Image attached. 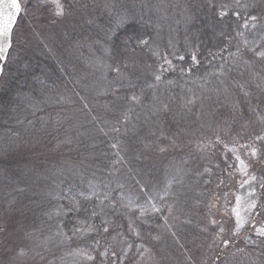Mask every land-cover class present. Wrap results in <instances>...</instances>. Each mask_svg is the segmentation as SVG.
I'll return each instance as SVG.
<instances>
[{"label": "trees", "instance_id": "trees-1", "mask_svg": "<svg viewBox=\"0 0 264 264\" xmlns=\"http://www.w3.org/2000/svg\"><path fill=\"white\" fill-rule=\"evenodd\" d=\"M117 10L130 22L109 39V21ZM101 11L47 49L34 42L27 50L17 47L18 60L0 78V189L6 177L18 187L26 179L17 193L7 184L18 204L9 213L0 211V258L22 242L38 247L35 232L52 236L47 250L40 246L34 259L16 264H143L147 254L158 264H185L174 237L157 248L160 226L168 223L180 228L191 258L203 257L222 223L233 226V215L223 216L221 203L234 202L242 175L227 168L225 153L231 160L228 149L264 135L256 121L264 112V58L256 54L264 51V0H111L110 10ZM221 11L228 14L221 18ZM252 15L259 18L256 28L251 22L244 28ZM23 19L18 32L26 29ZM129 35L149 44L126 45ZM154 53L168 55L175 66L159 81L154 74L162 61ZM117 65L123 76L113 70ZM200 143L207 149H198ZM260 171L257 164L254 173ZM138 180L154 195L168 192L155 200L162 214L141 217L134 207L121 206L140 195ZM259 188L258 204L263 199L264 205ZM72 196L81 211L57 215ZM93 210L97 216L88 219ZM102 220L110 221L108 233L73 234L81 221L99 226ZM14 232L17 237L9 242ZM115 234L122 243L113 241ZM228 234L229 246L238 243L237 235ZM105 248L108 256L101 257ZM249 249L230 260L220 251L213 264H264V249ZM80 250L96 259L88 260Z\"/></svg>", "mask_w": 264, "mask_h": 264}, {"label": "snow or ice", "instance_id": "snow-or-ice-1", "mask_svg": "<svg viewBox=\"0 0 264 264\" xmlns=\"http://www.w3.org/2000/svg\"><path fill=\"white\" fill-rule=\"evenodd\" d=\"M41 5H50L53 9V15L56 17H63L65 15V7L60 2V0H40ZM226 7V6H222ZM244 8H247L248 5H243ZM28 14V5L27 0H0V78H2L6 73L5 69L6 66H9L13 63H15L18 60V55H14L17 52V45L19 43V21L22 18V16H25ZM228 13L227 11H221L219 13L220 17L223 18ZM237 17L240 16L239 12L234 13ZM258 17L255 15H252L250 17L245 18L243 27L248 28L249 23L251 22V27L256 28ZM130 22V17L127 13L120 12L117 10L113 13L109 24L110 27L108 29L109 33V39H111L113 36H116L121 30L127 28ZM264 39V37H262ZM133 40L136 41V44L138 46H147L149 44V41L147 39L135 37L132 35H129L125 38L124 43L127 45L131 43ZM247 44L248 42L245 41ZM134 50V49H133ZM155 55L160 56V60L162 63L159 65L157 73H155V80L159 81L161 80V76L164 72L169 70H175V66L173 64V60L168 58V55H160L159 53H154ZM259 57L264 58V51H260L256 53ZM175 56V53H173ZM179 60L183 61L184 56L179 55ZM192 61L194 63L197 62V57L195 54L191 57ZM247 63V61H245ZM167 65V67H165ZM127 67V64L124 65ZM118 75L123 76L124 74L121 73L120 66H114L113 69ZM181 71H184L182 68ZM188 71H191V69H188ZM129 86H132L131 84ZM152 87V85H149ZM259 86V85H258ZM243 87V86H241ZM247 95V93H245ZM139 98L135 94L131 96L132 101H137ZM127 119V117L125 118ZM113 131L118 132V128H114ZM217 142H219V137H217ZM176 141L173 140L172 144H175ZM113 148L117 147V144L112 145ZM197 148L201 151L207 149V145L200 143L197 145ZM225 148H227V145H225ZM161 151H164V149H161ZM228 151L231 152V160H229V157L227 153H225V163L229 170L235 168L243 177L244 179L240 182V188L244 189L245 186H247V195L241 196L236 195L234 198V206L230 208V213L235 217V228L233 231V236H236L239 234L240 230L244 228L246 224H251L252 228L255 231V234L259 238H264V225H261L259 227H256L255 223H253V218L256 215H259V205L257 202V199L255 198V192L256 188L254 186L253 182L257 181V176L254 174L255 166L257 164L264 163V135H257L255 138L249 142L240 144L239 147L233 146ZM219 167V165H217ZM205 171H209L208 169H205ZM137 186L139 188L140 195L136 197L135 200L128 198V203L121 205L122 207L129 208V210H132L134 207L136 210L139 211V214L141 217L148 216L149 214L154 213H163V209L159 207L155 200L159 198L160 200H163L167 195L168 192L165 190L163 195H160L158 192L154 195L153 189L148 184H141L138 180ZM223 183V181H221ZM171 186V182H169L168 187ZM262 189H264V183H261L259 185ZM80 196L84 197V199H89L90 197L84 196V193H80ZM143 197L144 202L141 204L139 203L140 197ZM62 199H67L68 197H61ZM104 199L107 200L108 196L105 195ZM123 199V197H122ZM113 208H116L117 205L115 202L111 205ZM81 211V204L80 201L76 199L75 196H72L69 201V205L66 209L61 208L57 210V215H64L67 216L69 213H76ZM84 211H87V209H84ZM167 211L169 214L172 211L171 206L168 207ZM97 216V213L95 210L92 211L91 217L88 219L94 220ZM109 223L108 220H102L101 224L99 226L95 225L94 223H87L85 226V222L81 221L80 226L74 227L73 234L80 232H92L96 231L99 232L101 229L104 233L109 232ZM165 223H167V217H165ZM212 224H217L218 222L216 220L211 221ZM224 232V228L221 226L219 233L217 234L220 236ZM57 235H62V233L58 232ZM175 235V233H173ZM115 239V237H113ZM156 239H159V237H156ZM248 243L255 244V240H251L250 238H246ZM231 241L229 239H221L220 245H222L224 248H228ZM96 245H99V240L96 241ZM131 247V245H129ZM95 251V248L93 249ZM27 254L24 247H20L17 250V257H23ZM81 255L86 256V258L90 261H94L96 259L95 256L91 255L90 253H85L82 250H80ZM99 255L101 257H107L108 256V249L105 248L104 251L100 252ZM112 256L116 257V253L113 251Z\"/></svg>", "mask_w": 264, "mask_h": 264}, {"label": "rangeland", "instance_id": "rangeland-1", "mask_svg": "<svg viewBox=\"0 0 264 264\" xmlns=\"http://www.w3.org/2000/svg\"><path fill=\"white\" fill-rule=\"evenodd\" d=\"M98 1V3H97ZM60 2L65 7V15L63 17H56L53 15V9L50 5H41L40 0H27L28 5V14L24 16L23 19V25L25 26L24 31H20L19 33V43L17 47L28 49L29 47H32L34 45H31L30 42H34L36 47L43 46L46 49L49 48L50 42L55 41L57 37L62 38V40H65L68 36L66 33L69 30L76 29L85 26L83 23H88L92 21L88 20H95V17H98L101 13L105 10H110L111 8V0H60ZM101 5V6H99ZM105 9H102V8ZM83 13H82V11ZM91 14V16H89ZM89 16V17H88ZM23 17V16H22ZM20 34H23L22 36ZM28 43V44H26ZM256 109V108H255ZM256 121H259V125L263 126L264 128V112L259 114ZM264 132V129L262 130ZM260 167V166H259ZM45 174L49 173L48 171H44ZM2 171L0 170V175H2ZM257 176V181L253 182L254 186L256 188L255 192V198L257 199V202H259V192L260 188L259 185L264 182V163H261V171L259 173H254ZM4 175V174H3ZM181 175V174H180ZM24 176V175H21ZM19 176L18 178H20ZM6 177V176H5ZM7 184L12 185L11 189L14 191V193H17L19 191H22V189L25 188V181L24 183H21L23 187H18L16 181L9 180L10 178L6 177ZM244 179V177H241V181ZM240 181V182H241ZM28 183V182H27ZM4 186V188L0 189V211L1 212H10L11 206H16L18 204V198L17 196L12 193V191L7 188V185ZM236 195L246 196L247 195V186H245L244 189H241L237 192ZM263 200V199H262ZM261 200V202H262ZM259 203L258 205L262 206L260 209V214L257 216V218H253V223H255L256 227H259L261 225H264V205L262 203ZM221 207L225 208L223 210V216L231 215L230 208L234 206V202H228L224 200L221 203ZM15 208H13L14 210ZM180 209V208H179ZM234 217V216H233ZM130 219V217H129ZM176 223H178L176 221ZM214 225V224H213ZM222 227L224 228V232L218 236L219 233L216 232L215 234L211 235L210 242L208 243V246L205 247V254L204 256H198V257H190V253L188 250L185 249V243L181 242V234L178 232L180 231V228L178 225H176L175 228H172V223H168L167 227L164 228L163 224L160 226L159 229V239L157 241L158 246L162 247L165 245L166 237H171L177 239L176 244V254L177 257L180 259V261L184 260L185 264H193L192 259H196V264H213L214 259L218 252H222L227 257V259H231L232 257L235 259L237 256L241 255L242 252L249 251V247H254L255 250L264 249V238H259L256 236L254 229L252 228L251 224H246L244 228H242L237 235L238 237V243L235 245L229 246L228 248H224L222 245H220L221 239H231L230 235L228 233L234 231L235 228V217L233 221V226L230 228L227 227V223L223 222ZM220 228V227H219ZM164 232V235H163ZM181 232V231H180ZM175 233V235H173ZM117 234H120V232H117ZM117 234L114 235L115 239L113 240L116 243H122L121 237H118ZM14 235V236H13ZM35 240V244L38 245V247H33L32 244L29 242H22L18 244V248L14 250V252L8 257L7 256L0 258V264H16L20 263L23 259H29L32 260L35 258V255H39V249L40 246H42V249L47 250V247L49 246V243L52 240V236H49L47 238H44V235H40L39 233H36L33 235ZM17 237V234L14 232L12 234H9L8 240L9 242H14L15 238ZM178 238H180L178 240ZM246 238H250L251 240H255V244L248 243ZM263 239L261 242L260 240ZM155 241V240H154ZM260 242V243H259ZM114 244V243H113ZM8 244L6 243V246ZM13 246V245H10ZM20 247H24L27 254L23 257H17V250ZM121 247V244L120 246ZM124 248V247H123ZM37 250V251H36ZM247 254V253H246ZM2 257V255H0ZM158 259L156 256H146L145 260L143 261V264H158ZM37 263V261H35ZM161 263V262H160Z\"/></svg>", "mask_w": 264, "mask_h": 264}]
</instances>
